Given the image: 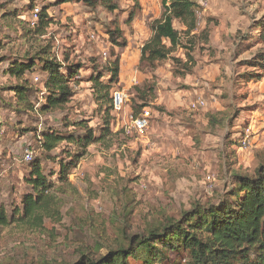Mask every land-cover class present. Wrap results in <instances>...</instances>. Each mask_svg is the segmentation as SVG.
I'll return each instance as SVG.
<instances>
[{"label": "rangeland", "instance_id": "1", "mask_svg": "<svg viewBox=\"0 0 264 264\" xmlns=\"http://www.w3.org/2000/svg\"><path fill=\"white\" fill-rule=\"evenodd\" d=\"M192 1L199 16L197 32L209 28L210 43L198 39L192 45L185 27L174 20L181 44L167 59L151 63L141 59V48L164 11L161 0H115L114 11L100 0H0V60L25 56L8 23L20 28L15 12L35 22L38 8L47 9L52 19L41 39L51 41L61 58L67 54L69 64L81 66L69 103L74 111L21 114L14 111L13 93L6 91L9 60L0 62V202L9 210L25 190L27 148L45 166L58 167L43 158L39 132H67L61 118L69 114L88 119L99 134L105 117L90 78L102 72L101 80H109L106 70L116 55L120 76L112 89L127 92L123 111L111 113V134L90 144L72 167L73 193L62 196V221L47 220L45 234L0 227V264H71L107 255L118 240L143 235L149 225L218 202L234 186V171L253 172L264 161V0ZM115 28L124 32L123 47L111 41L109 32ZM187 48L195 61L181 75L173 57L186 60ZM39 69L31 76L34 90L41 88ZM32 98L37 107L42 103L39 92L33 91ZM145 107L149 127L143 133L129 130V114ZM248 128L250 144L244 148ZM74 148L63 142L51 155L68 161L65 152ZM129 263L143 261L129 258Z\"/></svg>", "mask_w": 264, "mask_h": 264}, {"label": "trees", "instance_id": "2", "mask_svg": "<svg viewBox=\"0 0 264 264\" xmlns=\"http://www.w3.org/2000/svg\"><path fill=\"white\" fill-rule=\"evenodd\" d=\"M73 0H57V4ZM93 4L96 0H81ZM109 10L118 8L115 0H100ZM164 11L152 25V35L141 48V59L151 63L162 61L176 50L181 43L180 33L174 26L178 20L185 27L184 33L190 36V43L198 39L210 43L211 30L204 28L198 33L199 16L197 4L192 0H161ZM19 18L18 29L14 22L8 23L10 31L24 48L25 56L9 60L5 72L11 82L7 90L13 93L14 111H38V113L74 111L69 106L74 95V87L81 66L69 64L67 54L58 55L51 41L42 40V36L52 23L47 9L38 13L35 22ZM114 45L127 44L123 30L115 28L110 32ZM167 42L170 46H167ZM187 47V46H185ZM191 47V46H190ZM187 48V59L173 57L181 66V75L191 71L193 56ZM12 54V53H11ZM40 66L42 74L41 88L34 90L31 76ZM120 57L116 55L107 70L109 80H101L102 72L91 76L94 97L104 111V122L99 134L86 118L75 119L69 114L63 115L61 122L67 132L50 128L39 132V146L45 151L44 159L58 164L57 168L45 166L40 157L31 160L23 173L24 189L20 201L16 198L10 210L0 202V227L16 225L30 232L46 233V221H62V196L73 193L69 174L83 151L92 143H99L111 134V113L114 110L112 85L119 82ZM67 68L68 72L63 71ZM113 90V91H112ZM33 91L43 98L37 107L32 98ZM133 113L138 112L133 109ZM211 122L216 123L212 116ZM219 123V122H218ZM75 147L67 150L68 161L51 155L60 144ZM235 184L218 202L195 205L182 210L178 218H167L163 222L149 225L143 235L118 240L107 255L99 258H80L71 264H130L129 258L142 260L143 264H264V161L253 172L234 171ZM57 177V179H54ZM170 253L178 255L171 259ZM180 255V256H179Z\"/></svg>", "mask_w": 264, "mask_h": 264}, {"label": "built area", "instance_id": "3", "mask_svg": "<svg viewBox=\"0 0 264 264\" xmlns=\"http://www.w3.org/2000/svg\"><path fill=\"white\" fill-rule=\"evenodd\" d=\"M35 11L36 12L34 14V17L37 20L39 9L36 8ZM36 80H38V78H36ZM126 100H127V92L125 90H122V89L115 90L113 94V101H114V110L116 114H119L120 112L123 111ZM197 104L201 105L202 102L198 101ZM197 104H192V107L195 108ZM150 118H151L150 111L146 107L143 108L142 111L138 112L137 114L132 112L128 116V122L130 124L129 130H133L138 133H143L149 127ZM249 133H250V129L248 128L246 130V135L243 139L244 148H247L250 144V134ZM3 135H4V129H0V138ZM34 153L35 151L32 148H27L24 154V160L26 162H30L31 160H33Z\"/></svg>", "mask_w": 264, "mask_h": 264}, {"label": "crops", "instance_id": "4", "mask_svg": "<svg viewBox=\"0 0 264 264\" xmlns=\"http://www.w3.org/2000/svg\"><path fill=\"white\" fill-rule=\"evenodd\" d=\"M211 35H212V32H211Z\"/></svg>", "mask_w": 264, "mask_h": 264}]
</instances>
